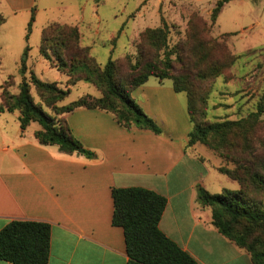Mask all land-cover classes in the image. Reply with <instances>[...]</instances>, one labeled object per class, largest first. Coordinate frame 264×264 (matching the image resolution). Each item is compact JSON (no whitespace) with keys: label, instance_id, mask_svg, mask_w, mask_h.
<instances>
[{"label":"crops","instance_id":"0c3cea01","mask_svg":"<svg viewBox=\"0 0 264 264\" xmlns=\"http://www.w3.org/2000/svg\"><path fill=\"white\" fill-rule=\"evenodd\" d=\"M32 1L0 0V25L18 13L30 11ZM158 2L162 4L163 0ZM68 25L77 27L79 45L87 47L90 55L103 66L93 48V37H98L99 30L95 29L88 36L81 32V26ZM159 25L156 22L153 26H138L127 53L135 52L140 31ZM123 32V27L109 32L107 60L112 58L110 53L115 48L116 38ZM39 44L37 56L27 60L28 69L42 81L64 82L65 87L66 75L40 55ZM24 47L19 41L14 51L15 74L19 73ZM3 49L0 45V53ZM231 51L237 55L236 63L240 55ZM235 63L231 67V78L218 77L216 81L221 80L223 86L217 88L213 84L208 95L207 113L209 109H225L215 116L218 120L245 117L256 105L251 97L256 86L259 94L264 92V71L258 78L251 75L238 78L233 70ZM8 80V91L19 92L21 75L18 78L9 74L0 83V105L2 85ZM83 81L73 85L83 88L75 99L84 95L101 96L93 84L86 85L81 83ZM130 95L160 127V133L135 125L125 127L112 112L100 108L77 107L59 116L65 120L71 134L94 153L90 158L77 152H63L57 145L40 144L35 136L41 129L38 122H30L22 129L17 110L0 111V230L12 220L48 223L50 248L46 264H127L123 230L112 224L111 189L143 187L166 198L159 229L198 264H252L244 249L212 225L211 208L197 200L198 186L211 193L236 190L239 186L218 171L223 162L215 151L198 142L187 144L192 123L185 93L176 92L170 79L160 81L151 76ZM66 97L58 105L73 101L65 102ZM222 176L236 183H225ZM0 264L12 263L0 259Z\"/></svg>","mask_w":264,"mask_h":264},{"label":"trees","instance_id":"16d2710c","mask_svg":"<svg viewBox=\"0 0 264 264\" xmlns=\"http://www.w3.org/2000/svg\"><path fill=\"white\" fill-rule=\"evenodd\" d=\"M227 1H215L209 24L191 13L186 36L175 45H169V26L162 22L139 32L134 53L119 59L109 58L103 66L87 47L79 45L76 26L48 23L41 31L39 53L66 75L65 87L42 81L28 69L26 46L18 70L19 92L10 93L7 89L10 82L6 81L2 85L0 111L17 110L22 129L30 122H38L41 129L35 136L40 144L57 145L63 152H77L90 158L94 153L71 134L59 116L77 107L100 108L112 112L125 127L135 125L160 133V127L144 113L130 92L151 76L160 81L170 79L174 90L186 95V109L192 123L187 144L198 142L215 151L224 162L218 171L239 186L219 193L198 186L197 200L211 208L212 225L218 232L244 249L252 264H264V92L259 95L255 110L245 117L218 121L206 118L207 99L214 82L220 76L225 80L231 78L227 72L237 59L228 46V33L219 37L209 33ZM79 80L93 84L101 96L84 95L58 105ZM31 88L38 103L31 95ZM111 197L112 224L123 230L127 264H198L159 229L166 206L163 195L133 186L113 187ZM49 248L50 225L46 222L12 220L0 230L1 260L12 264H46Z\"/></svg>","mask_w":264,"mask_h":264},{"label":"rangeland","instance_id":"374dc122","mask_svg":"<svg viewBox=\"0 0 264 264\" xmlns=\"http://www.w3.org/2000/svg\"><path fill=\"white\" fill-rule=\"evenodd\" d=\"M215 1L163 0L161 4L158 0H33L30 11L18 13L0 25V45H3L5 51L4 54H2L4 51L0 53V83L9 74L18 78L20 76L19 73L15 74L17 67L12 61L19 41L28 47L27 60L37 56L40 31L42 26L48 22L79 25L81 32L88 36L98 29V37H93L95 40L93 48L97 51L98 60L104 65L110 46L106 40L109 32L118 30L120 27L124 30L117 36L115 48L110 53L113 59L130 51L131 37L138 26L139 28L153 26L156 22L160 25L162 22L167 23L169 45L173 46L185 38L187 21L191 13L198 14L207 24L210 23L209 15ZM32 15L33 20H31ZM225 32L234 33L229 37L228 44L240 55L233 69L237 72V77L251 75L258 78L261 71H264V0H230L227 2L217 17L213 30L209 33L214 37H219ZM39 70L40 68L37 69ZM228 73L231 74V68L227 75ZM81 83L90 85L85 81ZM59 86L64 88V82H60ZM214 86L217 88L223 86L221 80H217ZM82 90V86H73L64 101L74 100ZM31 95L38 103L39 99L33 89ZM259 95L256 86L251 96L254 104ZM255 108L256 105L251 111ZM224 112V108L209 109L207 120L217 121L219 117L215 116ZM229 165L231 166L227 164ZM222 177L225 183H236L226 176ZM262 201L264 203V196Z\"/></svg>","mask_w":264,"mask_h":264}]
</instances>
